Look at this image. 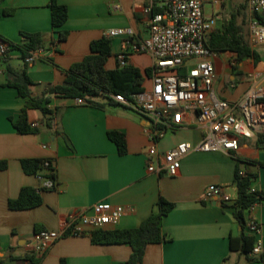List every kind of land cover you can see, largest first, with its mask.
Segmentation results:
<instances>
[{
  "label": "crops",
  "instance_id": "0c3cea01",
  "mask_svg": "<svg viewBox=\"0 0 264 264\" xmlns=\"http://www.w3.org/2000/svg\"><path fill=\"white\" fill-rule=\"evenodd\" d=\"M162 0H58L66 5L69 18L62 27L69 32L59 43L52 25L51 0H2L0 35L14 44H23V33L45 36V56L33 64L25 63L22 52L10 49L0 55V262L25 264L27 244L42 229L62 230L69 214L89 210L97 202L121 205L126 213L118 225L109 229L138 228L153 212L161 197L175 204L164 219L168 240L148 246L143 264H264V205L245 213L254 218L261 231L257 237L262 253L247 256L230 248V238L250 234L235 218L240 170L256 174L253 187L264 191V145L257 138H242L237 152L193 151L182 161L179 175L148 171L147 153L152 146L147 120L134 109L95 97L102 105H78L75 99L51 98L48 107L55 111L50 125L37 110H29L31 123H39L38 134H20L13 125L26 100L17 89L8 87L7 66L17 70L27 66L34 85L32 95L41 96L50 85H60L72 65L91 54V43L109 36L113 29L132 28L137 37L148 35L149 15L145 8L159 9ZM113 55L107 69L117 67L116 57L122 37H112ZM259 61L245 58L232 66L235 55L219 54L215 60L218 79L215 90L227 101L243 97L253 86L264 88V46L254 50ZM223 54H230L226 63ZM130 63L143 73L151 69L147 55H133ZM234 67H237L234 69ZM146 77V76H145ZM145 85L149 86L146 77ZM109 132L124 134L127 151L121 154ZM204 130L191 113L182 129L156 144L160 154L182 142L198 144ZM47 146V148H44ZM238 158L247 161L239 163ZM49 158L57 169L58 186L41 193L43 203L33 209L11 210L9 201L19 197L22 188H39L41 179L24 171L23 159ZM250 160V162H249ZM225 187L232 201L224 203L207 197L208 187ZM132 254L129 244H96L92 235L59 239L42 257L40 264H127Z\"/></svg>",
  "mask_w": 264,
  "mask_h": 264
},
{
  "label": "built area",
  "instance_id": "2783aa9c",
  "mask_svg": "<svg viewBox=\"0 0 264 264\" xmlns=\"http://www.w3.org/2000/svg\"><path fill=\"white\" fill-rule=\"evenodd\" d=\"M224 1L162 0L158 11L153 5L145 8L149 15L147 37H137L132 28L109 31L110 37L123 38L116 57L121 67L126 66L133 55H147L152 60L151 72L147 76L149 86L145 85L142 93L132 99L120 94H110L107 98V101L134 109L147 120L146 132L152 142L147 153L148 171L151 173L175 177L181 171L183 159L193 151L237 152L242 138H257L264 134L262 86L251 87L243 97L232 102L220 98L215 90L218 79L215 60L219 54L213 51L209 42ZM247 13L248 40L255 50L264 46V0H247ZM10 49L9 44L0 42L1 56ZM44 54L43 48L29 51L24 61L33 64ZM231 63L232 66L238 65L235 59ZM89 100L91 98L86 96L76 98L75 102L88 105ZM191 113L196 116L197 125L204 130L201 141L198 144L182 142L160 154L156 144L182 129ZM31 125L40 127L36 122ZM244 174L245 171L241 170V175ZM38 177L42 181L39 188H57V180ZM252 191L258 190L252 187ZM207 197H216L224 203L232 201L225 187L217 184L208 187ZM125 213L123 206L101 201L89 210L69 214L62 230L42 229L34 234L27 244L25 264L41 259L61 238L92 235L95 231L118 225ZM246 221L250 235L256 238L252 255H260L262 246L257 237L261 226L254 218Z\"/></svg>",
  "mask_w": 264,
  "mask_h": 264
},
{
  "label": "trees",
  "instance_id": "16d2710c",
  "mask_svg": "<svg viewBox=\"0 0 264 264\" xmlns=\"http://www.w3.org/2000/svg\"><path fill=\"white\" fill-rule=\"evenodd\" d=\"M2 0H0L1 4ZM50 8L52 13V25L58 33L59 43L67 40L69 32L62 29L69 18V10L66 5L60 4L58 0H51ZM158 11V8L156 9ZM246 11V12H245ZM242 16V20L239 18ZM248 13L247 0L238 10L231 13L230 19L221 28H216L210 39V47L218 54L232 53L235 60L240 64L245 58H253L259 61L258 54L250 47L248 40ZM25 42L14 44L0 35V42H5L11 49L22 52L23 59L29 51L38 50L45 46V36L40 33H23ZM8 52L4 55L7 56ZM113 55V40L110 36L91 43V54L82 61L75 63L68 70L62 71L66 74V80L60 85H50L41 96L32 95L34 82L30 78L27 66L22 70H17L7 66L8 87L17 89L20 96L27 99L25 107L17 120H13V125L20 134H38L40 128L32 127L29 121V110L39 111L45 122L50 125V121L55 113L48 107L53 97L56 98H86L91 100L89 104L102 107L94 101L95 97L107 99L110 94H120L128 99L142 93L145 89L146 77L150 75L151 69H146L143 73L139 68L130 63L124 67L117 64L115 69H107L106 65ZM44 58V57H43ZM42 58V59H43ZM27 65V64H26ZM237 67H234L236 69ZM146 76V77H145ZM109 99V98H108ZM108 103L113 104L112 100ZM109 138L116 143L121 154H125L126 139L124 134L119 132H109ZM258 145H264V134L259 136ZM239 163L247 162L238 158ZM250 162V160H249ZM49 163V166L46 164ZM248 163V162H247ZM24 171L29 175L42 176L57 180V169L52 159H23ZM5 162L0 163V168L5 169ZM257 175L245 172L241 175V170L237 167L235 175V185L237 187V202L235 205V218L241 225L247 228L245 213L253 206L264 202V191H252L253 183ZM46 191L43 188H22L20 195L16 199L9 201L11 210H28L40 206L43 203L41 193ZM175 208V204L161 197L157 203V211L153 212L138 228L133 229H107L93 232L92 241L96 244H129L132 254L127 264H143L146 250L149 245L162 243L168 240L163 232V222ZM256 245V238L250 234L242 233L239 237L230 238V248L234 252H240L247 256H252ZM26 256L19 257V260H26ZM41 259L32 260L31 264H40ZM264 262V254L261 255ZM3 264V262H0ZM61 264H67L65 260Z\"/></svg>",
  "mask_w": 264,
  "mask_h": 264
},
{
  "label": "rangeland",
  "instance_id": "374dc122",
  "mask_svg": "<svg viewBox=\"0 0 264 264\" xmlns=\"http://www.w3.org/2000/svg\"><path fill=\"white\" fill-rule=\"evenodd\" d=\"M245 3L246 0H225L219 10V19L216 23V28L223 27L226 24L227 20L230 19L231 13L235 10H238L239 7ZM207 9H208V13H210L209 7ZM239 20L240 21L242 20V16H240ZM246 30L248 32V28H246ZM223 55L226 58V63L229 65L228 60L230 59V54H223Z\"/></svg>",
  "mask_w": 264,
  "mask_h": 264
}]
</instances>
